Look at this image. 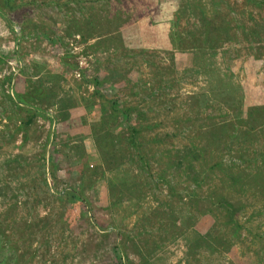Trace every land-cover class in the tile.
I'll return each mask as SVG.
<instances>
[{
    "label": "rangeland",
    "instance_id": "374dc122",
    "mask_svg": "<svg viewBox=\"0 0 264 264\" xmlns=\"http://www.w3.org/2000/svg\"><path fill=\"white\" fill-rule=\"evenodd\" d=\"M262 106L264 1L0 0V264H264Z\"/></svg>",
    "mask_w": 264,
    "mask_h": 264
},
{
    "label": "trees",
    "instance_id": "16d2710c",
    "mask_svg": "<svg viewBox=\"0 0 264 264\" xmlns=\"http://www.w3.org/2000/svg\"><path fill=\"white\" fill-rule=\"evenodd\" d=\"M251 1H254V2H263L264 0H251ZM202 20H203V19H202ZM213 28H214V26L211 27V29H213ZM208 38H209V39H212L213 37H208ZM98 41H99V40H98ZM260 108H261V107H260ZM262 109L264 110V106H262ZM128 110H129L128 108H124V111H128ZM131 130H134V131H135V129H133V127H131ZM69 193H70V195H72V197L75 195V192H73L72 190H70ZM75 197H76V195H75ZM78 199H80V198H78ZM219 202H220V203H224V204L226 203V205L223 206L226 210L229 209L228 206H232L234 212H236V211H235V206L233 205V203H230L229 200H227V199L224 198V200H219ZM232 212H233V211H232Z\"/></svg>",
    "mask_w": 264,
    "mask_h": 264
}]
</instances>
